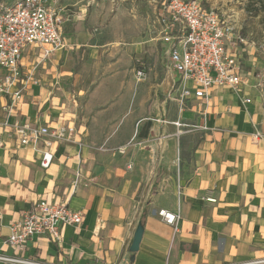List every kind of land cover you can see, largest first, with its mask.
I'll return each mask as SVG.
<instances>
[{
  "label": "crops",
  "instance_id": "obj_1",
  "mask_svg": "<svg viewBox=\"0 0 264 264\" xmlns=\"http://www.w3.org/2000/svg\"><path fill=\"white\" fill-rule=\"evenodd\" d=\"M62 35L64 48L39 67L40 83L30 84L16 117L75 125L85 146L56 145L45 169L37 152L0 128V255L43 264H264V88L254 81L263 43L242 35L247 44L232 49L244 64L241 89L213 87L207 98L169 96L166 105L177 107L176 117L175 109L162 113L159 101L144 115H136L143 102L109 101V89L121 96L128 88L113 85L124 75L110 73L109 63L96 72L59 71L56 64L75 40L73 33ZM84 35L77 39L84 42ZM40 54L36 46L25 50V72ZM162 64L167 70L163 56ZM78 79L85 85L72 96L66 81L77 86ZM172 82L167 75L164 85ZM245 97L252 101L245 104ZM7 102L0 97V106ZM191 137L196 141L188 147ZM123 145L127 152L119 154ZM78 171L82 183L75 190ZM42 199L67 202L84 212V221L80 228L67 225L59 242L38 236L16 252L6 243L9 227ZM162 209L181 217L179 231L159 216ZM140 228L139 249L132 251Z\"/></svg>",
  "mask_w": 264,
  "mask_h": 264
},
{
  "label": "built area",
  "instance_id": "obj_2",
  "mask_svg": "<svg viewBox=\"0 0 264 264\" xmlns=\"http://www.w3.org/2000/svg\"><path fill=\"white\" fill-rule=\"evenodd\" d=\"M60 0H10L0 5V97L8 102L0 106V128L10 129L20 145L32 148L40 155V164L48 169L54 159V147L58 144L85 142L75 138V125L62 124L55 127L34 124L16 117L33 79L34 70L25 72L24 52L29 47H39V64L47 61L56 50L64 48L62 27L65 21L59 8ZM158 41L163 48L168 76L173 86L183 84L182 99L195 96L207 98L213 87L241 89L247 79L243 61L232 49L247 44V39L237 30L232 18L221 17L218 11L205 5L203 0H164L157 13ZM142 75V71L138 72ZM255 85L264 88V61L254 74ZM244 103L252 99L245 97ZM180 126L178 122L175 123ZM261 134H257L260 136ZM3 143L0 142V147ZM127 146L120 147L124 154ZM82 183L78 171L73 180L77 190ZM215 202L214 198H207ZM159 216L175 232L180 230L181 217L162 209ZM84 212L69 206L67 202L42 199L24 210L19 220L11 223L6 243L16 252L27 247L30 240L46 236L52 241H61L67 225L80 228ZM1 262L18 264H43L36 260L0 255ZM117 264V263H108Z\"/></svg>",
  "mask_w": 264,
  "mask_h": 264
},
{
  "label": "rangeland",
  "instance_id": "obj_3",
  "mask_svg": "<svg viewBox=\"0 0 264 264\" xmlns=\"http://www.w3.org/2000/svg\"><path fill=\"white\" fill-rule=\"evenodd\" d=\"M5 1L10 0H0V5ZM163 1L60 0L59 8L64 10L65 14L62 32L73 33L75 40L72 47H68L69 49L60 57L56 64L57 69L63 71L72 68L74 74L83 73L84 70L96 72L101 64L109 63L110 73L120 71V74L124 75L113 85L122 88L124 84L129 88V91L128 88L124 89L125 92L121 96L115 94L117 90L109 89V101L119 102L122 99H130L131 103L138 101L146 104L144 109L137 110L136 115L152 114L154 109L152 105L159 101L163 104L162 113L166 109L165 114L169 115L170 110L175 109L176 112L171 114L180 117L177 107L171 108L166 105L169 104V96L182 100L183 84L176 83L173 86L172 82L171 85H164L168 73L162 64L163 48L157 39V13ZM203 2L207 6L214 7L221 17L230 16L242 35L251 37L264 46V14L262 11H256L255 6L258 5L250 3L249 0H203ZM81 34H85L84 42L77 39ZM63 42L65 43L64 38ZM49 60L50 58L40 64L36 62L32 68L33 79L38 84L40 80L35 77L36 72ZM51 62L48 66L54 65ZM139 71H142V75L138 74ZM110 78L115 81L113 76ZM79 79L77 86L73 85L75 83L73 80L66 81L72 96L79 93L78 87L85 85ZM126 124L130 123L126 122ZM194 132L192 136L197 139L200 135L199 130ZM196 139L191 137L188 147L193 146ZM119 149L120 147L116 151L121 154Z\"/></svg>",
  "mask_w": 264,
  "mask_h": 264
},
{
  "label": "water",
  "instance_id": "obj_4",
  "mask_svg": "<svg viewBox=\"0 0 264 264\" xmlns=\"http://www.w3.org/2000/svg\"><path fill=\"white\" fill-rule=\"evenodd\" d=\"M141 239H142V229L140 228L135 233L134 240H133L132 245H131L132 251H137L139 249Z\"/></svg>",
  "mask_w": 264,
  "mask_h": 264
},
{
  "label": "trees",
  "instance_id": "obj_5",
  "mask_svg": "<svg viewBox=\"0 0 264 264\" xmlns=\"http://www.w3.org/2000/svg\"><path fill=\"white\" fill-rule=\"evenodd\" d=\"M250 3L254 4V5H258L255 6L256 7V11H262L264 14V0H249Z\"/></svg>",
  "mask_w": 264,
  "mask_h": 264
}]
</instances>
